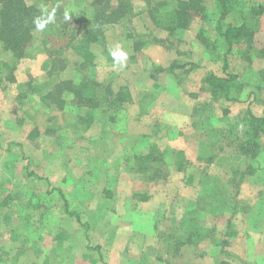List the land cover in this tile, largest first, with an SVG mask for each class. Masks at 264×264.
<instances>
[{
  "label": "rangeland",
  "instance_id": "rangeland-1",
  "mask_svg": "<svg viewBox=\"0 0 264 264\" xmlns=\"http://www.w3.org/2000/svg\"><path fill=\"white\" fill-rule=\"evenodd\" d=\"M111 1L127 15L82 41L93 0H25L54 20L21 56L0 42V264L264 262V137L245 142L264 113V0H234L224 21L247 40L229 50L216 0ZM210 74L235 79L214 93Z\"/></svg>",
  "mask_w": 264,
  "mask_h": 264
},
{
  "label": "trees",
  "instance_id": "trees-1",
  "mask_svg": "<svg viewBox=\"0 0 264 264\" xmlns=\"http://www.w3.org/2000/svg\"><path fill=\"white\" fill-rule=\"evenodd\" d=\"M110 2L112 1L93 0V3L97 6L93 25H81L80 29L76 27V32L71 31L73 33V37L77 38L78 36H81L82 41H84V39L91 41L95 39L91 36L94 37L93 34L97 29L101 28L102 23L105 24L108 22H113L118 20L120 17L122 18L124 15H127L126 12H128V10L126 8L129 7V3L127 5L126 1H122L121 3L118 1L119 3H116V5H112V7L109 8ZM233 2L234 0H216L215 2V10H218L220 14V20L216 24V29L218 34L224 38L228 50L233 48L234 45L247 40L246 30L241 24H232L230 22L224 21L225 17L235 10V8H233ZM185 4L191 9H194L196 4L195 10L192 11L193 14L196 13L195 11H199V13L202 11V6L198 5L197 3L193 2L191 5L189 2H186ZM186 9L187 8L181 9L179 11L180 17H184L186 14L191 17L189 13L192 12H189ZM41 14V11L38 12L32 6L27 5L25 0H0V42L5 45L6 49H14V54L20 55V53H18L15 48L18 46V44H22L20 45L21 48L20 46L18 47L19 51L23 52V50L26 49L22 47L25 45V43L31 40V30L35 27L37 21L35 18H37L38 15L41 16ZM156 15H158V12ZM165 15L169 16L170 13L167 12ZM40 19H43V17ZM183 22L184 21L178 25H175L173 29L187 27V23L185 24ZM162 27L168 28V26L165 25H162ZM81 29L84 30L82 31V34H80ZM66 30L70 31L71 28L67 27ZM70 35L72 36L71 33ZM69 44H71V42L67 43L66 45ZM44 65L49 68V73L53 74V70L57 68L56 65H58L61 69L66 66V63L65 61L62 62L61 60L56 61V58L53 56V54H51L50 51L49 58L45 61ZM172 66L180 67V65ZM233 79H235V76L230 74L226 78L210 74L206 78L205 82L209 84L212 88V91L216 93L219 90L223 92L228 91L227 83ZM81 84L75 87V93H82V90L80 89V87H82ZM225 94L226 96L228 95L227 93ZM62 102L63 101L61 100L60 103ZM245 123L249 126L246 130L247 138L245 142L251 143L250 147L253 150L252 154H254L256 153V148L259 149V147H261L259 139L261 136L264 137V113L261 116H254L250 114L249 120L245 121Z\"/></svg>",
  "mask_w": 264,
  "mask_h": 264
},
{
  "label": "clouds",
  "instance_id": "clouds-1",
  "mask_svg": "<svg viewBox=\"0 0 264 264\" xmlns=\"http://www.w3.org/2000/svg\"><path fill=\"white\" fill-rule=\"evenodd\" d=\"M53 20H54V13L49 15L46 19H38L36 21L37 28L43 30L46 27V25L51 23ZM113 58L115 61V66L122 69L123 67L126 66L128 55L126 52L117 49V51L113 53Z\"/></svg>",
  "mask_w": 264,
  "mask_h": 264
},
{
  "label": "crops",
  "instance_id": "crops-1",
  "mask_svg": "<svg viewBox=\"0 0 264 264\" xmlns=\"http://www.w3.org/2000/svg\"><path fill=\"white\" fill-rule=\"evenodd\" d=\"M256 264H264L263 260H262V257L261 255H258L257 258H256Z\"/></svg>",
  "mask_w": 264,
  "mask_h": 264
}]
</instances>
